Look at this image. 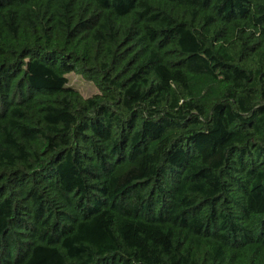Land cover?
I'll return each mask as SVG.
<instances>
[{"label": "trees", "instance_id": "16d2710c", "mask_svg": "<svg viewBox=\"0 0 264 264\" xmlns=\"http://www.w3.org/2000/svg\"><path fill=\"white\" fill-rule=\"evenodd\" d=\"M0 264H264V0H0Z\"/></svg>", "mask_w": 264, "mask_h": 264}, {"label": "rangeland", "instance_id": "374dc122", "mask_svg": "<svg viewBox=\"0 0 264 264\" xmlns=\"http://www.w3.org/2000/svg\"><path fill=\"white\" fill-rule=\"evenodd\" d=\"M69 83L79 88L85 96L93 95L98 91L93 82L88 81L75 73L69 75Z\"/></svg>", "mask_w": 264, "mask_h": 264}]
</instances>
